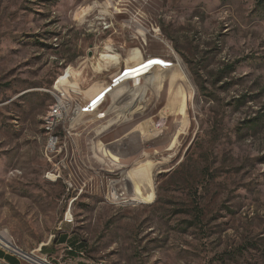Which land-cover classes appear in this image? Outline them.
<instances>
[{
  "label": "rangeland",
  "instance_id": "rangeland-1",
  "mask_svg": "<svg viewBox=\"0 0 264 264\" xmlns=\"http://www.w3.org/2000/svg\"><path fill=\"white\" fill-rule=\"evenodd\" d=\"M258 3L0 0V233L57 264H264ZM103 53L120 62L96 68ZM150 57L173 66L122 74ZM64 80L96 112L73 131L76 191L47 177ZM143 167L154 195L131 184Z\"/></svg>",
  "mask_w": 264,
  "mask_h": 264
},
{
  "label": "built area",
  "instance_id": "built-area-1",
  "mask_svg": "<svg viewBox=\"0 0 264 264\" xmlns=\"http://www.w3.org/2000/svg\"><path fill=\"white\" fill-rule=\"evenodd\" d=\"M71 72L70 68V72L64 73V78L69 77ZM83 92L79 85L74 87L65 80L64 93H57L56 88H52L50 92L53 96V103L49 109L51 140L50 149L46 153L52 155L54 152H61V159L47 173V177L62 181L68 191L77 190L74 183L69 180L68 168H71L73 163L76 165L81 163L78 147L73 141V131L77 128L80 119L96 113L93 112L95 108L89 111L92 103L87 105L88 99H83ZM70 149H77V156H70ZM69 250L71 251L72 248L69 247ZM36 253H43L42 249L32 252L24 251L6 233L0 234L1 264H57L56 260L48 254H45V261H37ZM9 258L15 261H9Z\"/></svg>",
  "mask_w": 264,
  "mask_h": 264
},
{
  "label": "bare ground",
  "instance_id": "bare-ground-1",
  "mask_svg": "<svg viewBox=\"0 0 264 264\" xmlns=\"http://www.w3.org/2000/svg\"><path fill=\"white\" fill-rule=\"evenodd\" d=\"M100 57H101L100 58L101 61H99L96 64V68L101 67L99 69H102V70L103 69L105 70V69L109 68L110 65H113V64L116 65V64H118L120 62V56L118 54H116V55H108L106 53H103V54H101ZM160 62H164V63L169 64V65H163V64H160ZM136 64L137 65L134 66V68L126 69V73H129V74L132 73L133 74V73L136 72L135 75L138 76V78H141L144 75V73H148V72L154 73V71L156 69H159L160 71H164V70L168 71V70H170V67L173 66L172 64L170 65L169 61H165V60H163V59H161L159 57H150V58H148V60H147V62L145 64L140 63V61H138V63H136ZM177 68H178V66H177ZM140 74H141V76H140ZM124 75H122V77H124ZM132 83H134V82H132ZM50 122H51V112L49 111L48 112V116L45 119L46 139L48 141V144L46 146L47 151H49V149H50V140H51V128L49 127L50 126ZM111 125H112V123H109L108 125H105L104 127H102L98 131V134L101 135L103 132L108 130ZM157 173H159V172H157ZM153 176H154V170L152 168L149 169V170H146V168L143 167V169L141 168L140 170H138V172L136 174H134L131 177L132 178L131 179L132 180L131 184H133L138 191H141V192L142 191H148L150 193V195H152V194L154 195L155 186H154V182H153ZM111 196H112V201H119L120 199H123L121 197L122 195L113 194ZM131 201L141 203V201L135 200L134 198L131 199ZM0 234H2V233H0ZM36 260L37 261H45V255L44 256H40L38 253H36Z\"/></svg>",
  "mask_w": 264,
  "mask_h": 264
},
{
  "label": "trees",
  "instance_id": "trees-1",
  "mask_svg": "<svg viewBox=\"0 0 264 264\" xmlns=\"http://www.w3.org/2000/svg\"><path fill=\"white\" fill-rule=\"evenodd\" d=\"M258 4H259L260 6H263V7H264V0H259V3H258ZM66 239H67L66 236H63V237L60 238V240H61L62 242H65Z\"/></svg>",
  "mask_w": 264,
  "mask_h": 264
},
{
  "label": "water",
  "instance_id": "water-1",
  "mask_svg": "<svg viewBox=\"0 0 264 264\" xmlns=\"http://www.w3.org/2000/svg\"><path fill=\"white\" fill-rule=\"evenodd\" d=\"M90 56H92L91 54H90ZM118 79H115V80H113V82H116ZM109 92H111V91H108V92H106L98 101H97V103H99V102H101L102 100H104V97L109 93ZM94 104V103H93ZM96 104V103H95ZM94 104V105H95Z\"/></svg>",
  "mask_w": 264,
  "mask_h": 264
}]
</instances>
